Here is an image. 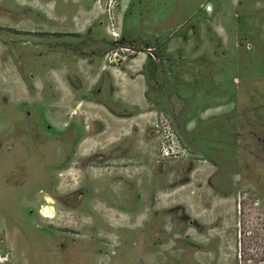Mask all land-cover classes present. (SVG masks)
Instances as JSON below:
<instances>
[{
	"label": "rangeland",
	"instance_id": "obj_1",
	"mask_svg": "<svg viewBox=\"0 0 264 264\" xmlns=\"http://www.w3.org/2000/svg\"><path fill=\"white\" fill-rule=\"evenodd\" d=\"M3 256L264 264V0H0Z\"/></svg>",
	"mask_w": 264,
	"mask_h": 264
},
{
	"label": "built area",
	"instance_id": "obj_2",
	"mask_svg": "<svg viewBox=\"0 0 264 264\" xmlns=\"http://www.w3.org/2000/svg\"><path fill=\"white\" fill-rule=\"evenodd\" d=\"M150 136L154 137L158 142L161 157L164 159H172L182 154V145L178 138L176 129L168 122L162 120L156 123L155 128L150 131ZM0 264H13L9 256L0 257Z\"/></svg>",
	"mask_w": 264,
	"mask_h": 264
},
{
	"label": "crops",
	"instance_id": "obj_3",
	"mask_svg": "<svg viewBox=\"0 0 264 264\" xmlns=\"http://www.w3.org/2000/svg\"><path fill=\"white\" fill-rule=\"evenodd\" d=\"M154 116H155V115H154ZM154 119H155V117H154ZM154 119H153L152 121H150V124L154 122ZM150 124H149V126H150ZM149 126H148V127H149ZM148 127H147V128H148ZM145 132H146V133H145V134H146V137H147L149 140H152L153 137L150 136L149 130L146 129ZM152 141H153V140H152Z\"/></svg>",
	"mask_w": 264,
	"mask_h": 264
},
{
	"label": "bare ground",
	"instance_id": "obj_4",
	"mask_svg": "<svg viewBox=\"0 0 264 264\" xmlns=\"http://www.w3.org/2000/svg\"><path fill=\"white\" fill-rule=\"evenodd\" d=\"M50 200V199H49ZM46 201V200H45ZM51 201V200H50ZM43 214L46 215L47 217H52V215H48L49 214V211L47 208L45 210H43Z\"/></svg>",
	"mask_w": 264,
	"mask_h": 264
}]
</instances>
